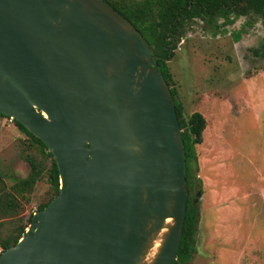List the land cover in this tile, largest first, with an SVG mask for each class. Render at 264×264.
Wrapping results in <instances>:
<instances>
[{
	"label": "water",
	"instance_id": "obj_1",
	"mask_svg": "<svg viewBox=\"0 0 264 264\" xmlns=\"http://www.w3.org/2000/svg\"><path fill=\"white\" fill-rule=\"evenodd\" d=\"M156 60L101 0H0V115L46 147L59 183L0 264H171L184 154Z\"/></svg>",
	"mask_w": 264,
	"mask_h": 264
},
{
	"label": "rangeland",
	"instance_id": "obj_2",
	"mask_svg": "<svg viewBox=\"0 0 264 264\" xmlns=\"http://www.w3.org/2000/svg\"><path fill=\"white\" fill-rule=\"evenodd\" d=\"M245 19L214 35L199 21L186 23L166 62L182 117L197 112L205 120L194 146L199 185L191 196H199L187 264H264V59L251 52L264 32L257 20L243 26ZM27 149L26 136L0 118V177L7 188L27 176ZM47 189L44 178L36 182L21 205L23 221Z\"/></svg>",
	"mask_w": 264,
	"mask_h": 264
},
{
	"label": "trees",
	"instance_id": "obj_3",
	"mask_svg": "<svg viewBox=\"0 0 264 264\" xmlns=\"http://www.w3.org/2000/svg\"><path fill=\"white\" fill-rule=\"evenodd\" d=\"M129 23L157 57L156 65L166 83L174 106L176 121L180 130L184 154V187L186 208L180 240L171 264H187L194 246L197 207L192 191L199 181L194 177L197 171L195 145L202 141L205 120L197 112L182 117L180 105L175 101V90L169 85L170 73L166 66L179 43L183 27L191 21H199L214 35L225 25L232 24L239 17L246 18L243 26L250 27L252 21H259L264 32V0H101ZM222 19L221 23H217ZM242 26V29H243ZM254 56L264 59V37L260 44L251 49ZM0 118L8 119L0 115ZM13 125L27 138L28 149L22 159L28 165V174L6 187L0 177V253L13 246L23 235L31 215L26 221L20 216L21 205L28 203L29 195L41 179L48 185L45 199L36 211L46 206L58 193V172L52 156L46 147L20 124Z\"/></svg>",
	"mask_w": 264,
	"mask_h": 264
},
{
	"label": "bare ground",
	"instance_id": "obj_4",
	"mask_svg": "<svg viewBox=\"0 0 264 264\" xmlns=\"http://www.w3.org/2000/svg\"><path fill=\"white\" fill-rule=\"evenodd\" d=\"M165 223L170 224L171 220L168 219V220L165 221ZM163 232H164V230L161 231V233H163ZM158 245H159L158 241H155L154 244H153V247L151 249V252H154L157 249Z\"/></svg>",
	"mask_w": 264,
	"mask_h": 264
},
{
	"label": "built area",
	"instance_id": "obj_5",
	"mask_svg": "<svg viewBox=\"0 0 264 264\" xmlns=\"http://www.w3.org/2000/svg\"><path fill=\"white\" fill-rule=\"evenodd\" d=\"M9 121H11L9 118H8Z\"/></svg>",
	"mask_w": 264,
	"mask_h": 264
}]
</instances>
